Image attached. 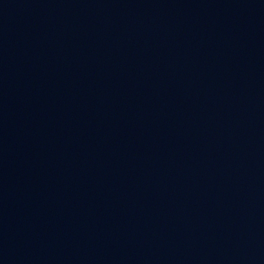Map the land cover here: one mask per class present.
Returning <instances> with one entry per match:
<instances>
[{
    "label": "water",
    "instance_id": "95a60500",
    "mask_svg": "<svg viewBox=\"0 0 264 264\" xmlns=\"http://www.w3.org/2000/svg\"><path fill=\"white\" fill-rule=\"evenodd\" d=\"M0 264H264V72L0 0Z\"/></svg>",
    "mask_w": 264,
    "mask_h": 264
}]
</instances>
